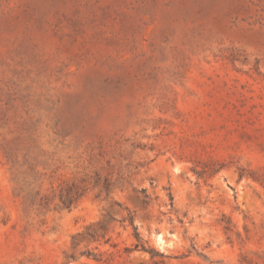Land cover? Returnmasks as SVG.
<instances>
[{"label":"rangeland","instance_id":"374dc122","mask_svg":"<svg viewBox=\"0 0 264 264\" xmlns=\"http://www.w3.org/2000/svg\"><path fill=\"white\" fill-rule=\"evenodd\" d=\"M0 264H264V0H0Z\"/></svg>","mask_w":264,"mask_h":264},{"label":"trees","instance_id":"16d2710c","mask_svg":"<svg viewBox=\"0 0 264 264\" xmlns=\"http://www.w3.org/2000/svg\"><path fill=\"white\" fill-rule=\"evenodd\" d=\"M127 219L129 220L130 224H132V226H133V228H134V235H135V237H136L137 240H138V242L135 244V247H136V248L141 247L142 249H146V246H145L144 241H143V239H142V237H141V234H140V232L138 231V226L135 225V223H134V215L130 213V214L128 215ZM227 228H229V227L227 226ZM89 229H90V226L88 227V230H89ZM88 233H89V231H88ZM89 234H91V235H90L91 238H93V239H97V234H96V233H89ZM87 253H88V254H91L90 251H88V250H87ZM160 254H161V255H164L163 253H160ZM72 256H73V255H72Z\"/></svg>","mask_w":264,"mask_h":264},{"label":"bare ground","instance_id":"6f19581e","mask_svg":"<svg viewBox=\"0 0 264 264\" xmlns=\"http://www.w3.org/2000/svg\"><path fill=\"white\" fill-rule=\"evenodd\" d=\"M162 238V237H161ZM163 240V239H162Z\"/></svg>","mask_w":264,"mask_h":264}]
</instances>
